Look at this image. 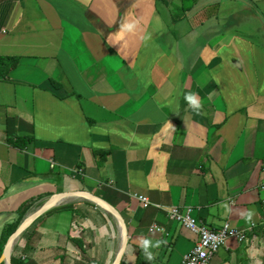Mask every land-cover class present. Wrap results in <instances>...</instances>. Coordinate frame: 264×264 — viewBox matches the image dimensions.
Masks as SVG:
<instances>
[{"label": "crops", "instance_id": "1", "mask_svg": "<svg viewBox=\"0 0 264 264\" xmlns=\"http://www.w3.org/2000/svg\"><path fill=\"white\" fill-rule=\"evenodd\" d=\"M0 57L17 60L0 78V235L27 202L23 220L82 192L123 218L120 264H182L197 236L172 207L246 232L210 264H264V0H0ZM120 238L65 196L23 264H112Z\"/></svg>", "mask_w": 264, "mask_h": 264}, {"label": "built area", "instance_id": "2", "mask_svg": "<svg viewBox=\"0 0 264 264\" xmlns=\"http://www.w3.org/2000/svg\"><path fill=\"white\" fill-rule=\"evenodd\" d=\"M137 199L143 203L144 207L148 206L146 198L139 196ZM191 213L190 208L172 207L166 210V217L169 221L181 224L197 236L194 248L182 257V264H210L212 257L229 240L243 242L246 238L245 231L232 228L228 224H225L219 230L209 229L194 219ZM150 231L157 234L163 233V229L154 224L151 226Z\"/></svg>", "mask_w": 264, "mask_h": 264}, {"label": "water", "instance_id": "3", "mask_svg": "<svg viewBox=\"0 0 264 264\" xmlns=\"http://www.w3.org/2000/svg\"><path fill=\"white\" fill-rule=\"evenodd\" d=\"M65 196H79L82 198H85L86 200L92 202L93 204L97 205L98 207L104 209L106 212H108L113 219L116 221L119 231H120V246L119 250L117 252V255L113 261L112 264H120L122 256L125 252L126 246H127V228L126 224L115 208L110 206L105 201L101 200L100 198H97L91 194L88 193H67V194H58L50 197L44 204H42L35 212L28 215L19 225V227L16 229V231L9 236L7 239L2 255L0 256V264H11V252L12 248L15 244V242L18 240V238L22 235L23 232H25L33 222H35L40 216L45 214L47 211L54 208L60 200H62Z\"/></svg>", "mask_w": 264, "mask_h": 264}, {"label": "trees", "instance_id": "4", "mask_svg": "<svg viewBox=\"0 0 264 264\" xmlns=\"http://www.w3.org/2000/svg\"><path fill=\"white\" fill-rule=\"evenodd\" d=\"M17 65V60L15 58H3L0 57V78H5ZM76 98H78L77 95H74ZM30 139V136H25L23 138H18L16 141V146L23 147L24 144ZM102 154V153H100ZM35 204V201H29L25 204V207L21 209V212L19 211V217L16 222H14L12 225H10L1 235H0V256L2 255V251L4 248V245L9 238L11 234H13L16 229L19 227L21 221L23 220L24 216L26 215L27 211H29ZM52 210V209H51ZM50 211V210H49ZM48 211V212H49ZM43 217L40 216L35 222L31 224V226L22 233V235L18 238V240L15 242L12 252H11V264H23V252L27 245V240L29 235L31 234V231L33 227L41 220ZM3 264V263H2ZM140 264V259L135 263Z\"/></svg>", "mask_w": 264, "mask_h": 264}, {"label": "clouds", "instance_id": "5", "mask_svg": "<svg viewBox=\"0 0 264 264\" xmlns=\"http://www.w3.org/2000/svg\"><path fill=\"white\" fill-rule=\"evenodd\" d=\"M185 99H186V101L188 102L189 106L191 107V109H192L193 111H197V112L199 111L201 105H200L199 101L197 100V98H196V96H195L194 94H189V95H187V96L185 97ZM251 215H252V213H251V212H248V213L246 214V218H247V219H250V218H251ZM159 244H160L159 241H157L155 244H152V243H151L150 241H148V240H144V241L142 242V247H143V249H144V251H145V255H146V259H147V260L151 261L152 258H153V257H152V254L148 251L149 246H151V247H158Z\"/></svg>", "mask_w": 264, "mask_h": 264}, {"label": "rangeland", "instance_id": "6", "mask_svg": "<svg viewBox=\"0 0 264 264\" xmlns=\"http://www.w3.org/2000/svg\"><path fill=\"white\" fill-rule=\"evenodd\" d=\"M121 236H120V231H119V238H120ZM121 239V238H120ZM119 245H120V242H119Z\"/></svg>", "mask_w": 264, "mask_h": 264}]
</instances>
